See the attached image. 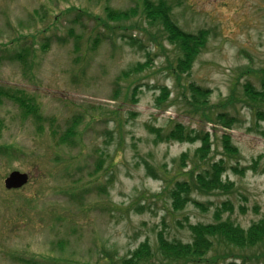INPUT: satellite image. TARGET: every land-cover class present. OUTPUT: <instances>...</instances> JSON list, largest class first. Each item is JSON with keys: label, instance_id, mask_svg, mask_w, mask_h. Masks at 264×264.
<instances>
[{"label": "rangeland", "instance_id": "374dc122", "mask_svg": "<svg viewBox=\"0 0 264 264\" xmlns=\"http://www.w3.org/2000/svg\"><path fill=\"white\" fill-rule=\"evenodd\" d=\"M146 1L0 0V86L20 90L37 108L0 102V145L9 147L0 153V264H25L20 257L26 264H123L144 241L158 254L161 230L191 242L188 221L214 223L227 200L234 213L224 218L242 228L264 219V120L244 91L261 89L264 0H150L149 17L168 4L180 30L208 32L191 70L176 77L180 43L160 17L146 20ZM116 12L130 17L113 19ZM196 84L210 90L216 112L238 122L225 127L192 113L185 87ZM176 123L210 133L204 162L195 156L200 142L158 143L150 131ZM225 137L238 156L225 155ZM221 159L234 189L195 191L208 211L190 204L174 212V183ZM15 170L30 182L7 190ZM234 254L238 264H264V246Z\"/></svg>", "mask_w": 264, "mask_h": 264}, {"label": "trees", "instance_id": "16d2710c", "mask_svg": "<svg viewBox=\"0 0 264 264\" xmlns=\"http://www.w3.org/2000/svg\"><path fill=\"white\" fill-rule=\"evenodd\" d=\"M149 1L150 0L146 1L144 4L146 20L152 22L154 20V14L156 17H160V19L165 22L164 29L166 32L171 34L172 39L180 43L182 56L179 58V67L175 69L176 71L173 75L175 77L177 76V70L179 74L190 71L197 56L206 43L207 30H200L197 34L180 30L178 25L172 24L174 21L168 16L169 13L166 10L168 4L160 3L164 6V9L159 7L154 14L150 12L151 14L149 17V12L145 11L151 9L148 6L150 4ZM152 2L156 7L157 1ZM136 13L138 15V11ZM129 17L130 14L127 12H116L113 19H128ZM261 76V89H257L251 84H248L244 86V91L246 97L251 99L256 106V108L252 109L264 120V70L261 71L258 78ZM185 89H190V92H192L190 97L184 95L187 108H190L195 115H201L200 118L203 121L214 122V118H216L218 120L217 122L219 124L222 123L225 127H231L238 122V120L235 117L232 118L228 112H216V106H211L208 100V94L210 92L208 88L196 84L191 85L189 88L185 87ZM0 90L8 92V94H5L0 91V102L4 98H10L14 100L22 110L27 107L31 112L37 111L32 99L26 97L20 90L7 89L2 86H0ZM230 99H234V96ZM232 103L233 101L228 104L231 105ZM234 119H236L237 122L234 123ZM150 131L155 135V139L158 143L169 141L186 143L200 142V147L195 151V156L198 161L204 162L205 159L209 157V153L212 152L211 135L205 130L197 131L181 123H176L168 131L161 127H150ZM224 139L225 155L231 158L238 156L239 149L231 143L230 137H225ZM65 140V137H58L59 146H62ZM5 148L9 150V147L6 145H0V153L8 154ZM188 158L189 156L187 154H183L181 157L182 164L185 167L187 166L185 162ZM54 161L56 163L61 162V157L56 155ZM195 167L198 166L195 165ZM195 167L189 171L187 179L176 181L173 187L169 189V197L172 201L171 206L174 212H182L190 204L206 212L208 211V207H205L203 203L193 198V193L195 191L201 194H211L216 191L229 194L235 187L234 182L224 177L229 169L224 159L214 162L200 171ZM232 170L238 173L237 167H233ZM226 213H234V206L230 200L221 203V205L216 208L214 223H199L193 225L189 223L187 218L186 222L188 221V223L186 226L192 234L191 242L185 243L180 240H169L165 236L163 230H161L157 235L158 254L153 251L148 241H144L131 254L129 259L123 261V264H151L154 260L160 261L161 264H206L208 261L211 263L214 262L215 264H238L240 256L234 254L235 249L253 250L264 246V219L254 222L248 229H244L235 224L229 217L224 218ZM218 250H222V253L214 254L209 258L210 253ZM21 259L25 264L31 261L30 259L20 257L19 260ZM227 261L229 262L226 263ZM34 264H36V262H34Z\"/></svg>", "mask_w": 264, "mask_h": 264}, {"label": "water", "instance_id": "95a60500", "mask_svg": "<svg viewBox=\"0 0 264 264\" xmlns=\"http://www.w3.org/2000/svg\"><path fill=\"white\" fill-rule=\"evenodd\" d=\"M29 182V175L18 170L12 171L5 178L4 184L7 190H17L26 186Z\"/></svg>", "mask_w": 264, "mask_h": 264}, {"label": "bare ground", "instance_id": "6f19581e", "mask_svg": "<svg viewBox=\"0 0 264 264\" xmlns=\"http://www.w3.org/2000/svg\"><path fill=\"white\" fill-rule=\"evenodd\" d=\"M160 8L164 9V6L162 4L159 3L158 5ZM168 11V9H166ZM169 13V12H168Z\"/></svg>", "mask_w": 264, "mask_h": 264}]
</instances>
